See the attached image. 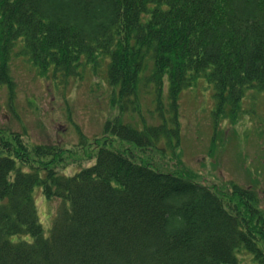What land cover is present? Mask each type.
<instances>
[{"label":"trees","instance_id":"trees-1","mask_svg":"<svg viewBox=\"0 0 264 264\" xmlns=\"http://www.w3.org/2000/svg\"><path fill=\"white\" fill-rule=\"evenodd\" d=\"M12 54L60 83L99 69L119 109L104 134L139 149L164 138L176 146L179 95L198 79L213 89L214 129L222 116L235 120L246 90L264 92V0H0V88L10 111ZM142 86L161 119L138 130L120 115L139 103ZM57 144L0 124V264H239V249L264 264L253 189L231 182L225 192L179 165L162 173L105 145L64 175ZM35 186L56 203L48 236Z\"/></svg>","mask_w":264,"mask_h":264},{"label":"rangeland","instance_id":"rangeland-1","mask_svg":"<svg viewBox=\"0 0 264 264\" xmlns=\"http://www.w3.org/2000/svg\"><path fill=\"white\" fill-rule=\"evenodd\" d=\"M14 54L10 58V71L16 83L14 111L9 110L6 90L1 87L0 124L24 133L33 143H59L65 150L57 168L59 173L73 175L92 163L97 147L105 145L120 149L137 161L143 159L162 173L172 172L179 165L195 181L225 192L230 190L231 182L253 189L258 206L264 211V92L246 90L235 120L229 114L222 116L214 129L213 89L205 80L198 79L179 95L178 144L168 145L164 138L153 147L139 149L111 133L104 134L105 123L114 120L119 109L117 103L112 104V88L99 69L93 74L87 67L81 77L60 83L50 71L40 73L25 58ZM149 91L145 86L138 91L139 103H133L132 109L120 115L123 123L142 130L144 125L159 122L153 93ZM161 102L166 107V77ZM33 197L43 233L48 236L56 203L47 200L38 186L33 189ZM16 239L17 236L11 237L12 241ZM236 257L239 264H257L243 249L237 251Z\"/></svg>","mask_w":264,"mask_h":264}]
</instances>
